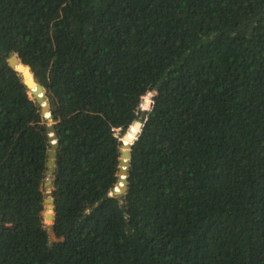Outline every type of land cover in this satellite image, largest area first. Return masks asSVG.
Listing matches in <instances>:
<instances>
[{
	"label": "trees",
	"instance_id": "16d2710c",
	"mask_svg": "<svg viewBox=\"0 0 264 264\" xmlns=\"http://www.w3.org/2000/svg\"><path fill=\"white\" fill-rule=\"evenodd\" d=\"M0 264H264V0H0Z\"/></svg>",
	"mask_w": 264,
	"mask_h": 264
},
{
	"label": "water",
	"instance_id": "95a60500",
	"mask_svg": "<svg viewBox=\"0 0 264 264\" xmlns=\"http://www.w3.org/2000/svg\"><path fill=\"white\" fill-rule=\"evenodd\" d=\"M9 65L20 73L23 83L26 85V87L30 90L31 87L34 86V89L31 91V96L34 98L36 103L40 106V111L42 116H44L50 124L46 125V132L48 134V140L50 142V147L47 150V174H52L53 167L55 165V158H56V147H57V135L54 130V125L52 118L50 117V108L47 102V97L44 94V88L43 86L35 79L34 74L28 64H25L22 59L17 57L16 54H12L8 58ZM21 69H24L23 71ZM29 77V78H28ZM154 95L153 92H148L146 94L147 98L149 100H144L143 105L145 107L150 106V98ZM142 112V111H141ZM138 111V113H141ZM141 122L139 119L135 120L132 124V127L134 129L133 138L129 140L128 142L126 134L125 133L121 137V144L119 147V165H118V171H117V178L118 182L116 183V188H114L113 192L114 194L124 193L127 189L128 184V167L130 165L131 161V144L133 143V139L135 138L137 132L140 130ZM130 129L127 131L129 132ZM51 183V180H45L44 185H48ZM43 204L47 207V210L44 212V220L47 222L48 229L53 231V225H54V198L51 195L48 197H44Z\"/></svg>",
	"mask_w": 264,
	"mask_h": 264
},
{
	"label": "rangeland",
	"instance_id": "374dc122",
	"mask_svg": "<svg viewBox=\"0 0 264 264\" xmlns=\"http://www.w3.org/2000/svg\"><path fill=\"white\" fill-rule=\"evenodd\" d=\"M30 95V94H29ZM144 100V99H143ZM145 100H149V98H147V96L145 97ZM140 109H141V111L142 110H144V109H148V107H145L143 104H141V106H140ZM53 121V120H52ZM51 122H49V121H47V124H50ZM125 133H127V131L125 132ZM124 133V134H125ZM123 134V135H124ZM122 135V136H123ZM121 136V137H122ZM51 180V183L50 184H48V185H44V183H43V192H44V195H45V197H48L49 195H51V190H52V188H53V186H52V175L51 174H47V177H46V180ZM47 210V207L44 205V210L42 211V218H43V222L47 225V222L44 220V212ZM48 231H49V237H50V241L51 242H53V241H56L57 240V237L54 235V233H53V231H51V230H49L48 229Z\"/></svg>",
	"mask_w": 264,
	"mask_h": 264
},
{
	"label": "clouds",
	"instance_id": "9594fccd",
	"mask_svg": "<svg viewBox=\"0 0 264 264\" xmlns=\"http://www.w3.org/2000/svg\"><path fill=\"white\" fill-rule=\"evenodd\" d=\"M29 91H30V90H29ZM28 94H29V93H28ZM30 96H31V94H30ZM144 100H145V98H144ZM144 100H143V101H144ZM150 102H151V101H150ZM142 104H143V102H142ZM148 108H149V107H148ZM140 110H141V109H140ZM144 110H146V109H144ZM144 110H142V111H144ZM131 127H132V126H131ZM131 127H130V128H131ZM130 128H129V129H130ZM129 129H128V130H129ZM128 130H127V131H128ZM115 188H116V186H115Z\"/></svg>",
	"mask_w": 264,
	"mask_h": 264
}]
</instances>
